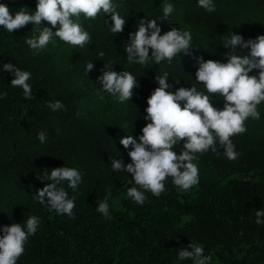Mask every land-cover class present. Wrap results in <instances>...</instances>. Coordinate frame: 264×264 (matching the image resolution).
I'll return each mask as SVG.
<instances>
[{"label": "trees", "instance_id": "1", "mask_svg": "<svg viewBox=\"0 0 264 264\" xmlns=\"http://www.w3.org/2000/svg\"><path fill=\"white\" fill-rule=\"evenodd\" d=\"M0 2L13 13L20 7L36 8V0ZM171 2L175 4L172 23L192 31L193 46L201 48L193 51L206 59H224L221 43L229 30L245 37L264 32V0H215L214 12L205 11L196 0ZM119 3L121 15L129 16L124 32L114 36L102 15L96 19L82 16L91 34L90 44L83 48L57 37L45 50L34 52L25 43L32 34L31 23L12 33L0 26V65L11 62L32 73L33 97L29 100L21 88L10 84L11 74L0 71V224L19 222L33 213L41 218L17 264H177V247L190 241L205 247L212 264H264V226L255 223L257 208L264 207V104L261 119L249 118L247 131L232 137L239 158L229 161L211 151L201 154L200 180L190 190L178 192L167 180V191L159 197L147 193L144 205L132 202L122 191L121 185L131 183V177L113 172L109 157L122 154L126 162L130 160L118 137L133 130L139 133L145 123L139 113L157 86L155 75L167 71L170 81L181 79V84L188 85L196 81L189 56L177 55L171 64L128 63L121 36L126 38L137 17L161 16L162 3ZM161 26L162 31L170 27L166 21ZM100 50L105 52L104 60L116 62L117 70L122 67L137 77L131 100L118 103L107 93L101 99L95 80L104 63L97 55ZM88 60L95 64L89 75L83 71ZM54 99L65 107L56 111L47 107L46 101ZM212 102L223 106L219 97ZM41 130L48 134L44 144L37 139ZM64 164L77 167L83 176L75 193L65 183L69 194L76 195L71 218L33 199L47 182L37 174ZM105 196L111 219L95 210ZM179 264H191V260Z\"/></svg>", "mask_w": 264, "mask_h": 264}, {"label": "clouds", "instance_id": "2", "mask_svg": "<svg viewBox=\"0 0 264 264\" xmlns=\"http://www.w3.org/2000/svg\"><path fill=\"white\" fill-rule=\"evenodd\" d=\"M161 3V16L137 17L126 38L121 36L127 61L129 64L152 62L159 65L162 61L171 64L177 55L189 56L195 67V78L191 74L196 83L181 84V79L170 81L167 71L155 75L157 86L146 97L144 112L139 113L145 123L139 133L134 134L133 130L132 134L118 137L130 160L126 162L122 154L110 155V167L113 172L131 177V183L125 181L121 189L138 205L146 203L149 192L155 197L166 192L167 180L178 192H186L197 185L201 154L211 151L222 154L229 161L237 160L240 153L232 137L247 131L245 121L249 118L261 119L260 106L264 104V32L245 37L239 31L229 30L221 43L225 51L220 55L224 59H206L193 51L201 48L193 46L192 31L172 23L175 4L171 0H161ZM196 3L207 12L215 11V0H196ZM119 8V0H36L34 11L20 7L13 13L6 3L0 2V26L12 33L31 23L32 34L26 36L25 43L34 52L45 50L57 37L83 48L90 44L91 34L81 17L96 19L98 14L102 15L108 30L115 36L124 32L129 17L121 15ZM42 21L49 22L50 26ZM165 21L170 27L162 31L161 22ZM97 55L103 59L105 52L100 50ZM103 61L95 79L100 85L101 99L107 93L118 103L131 100L134 87L138 86L137 77L122 67L117 70L114 60ZM94 69V60L85 62L83 71L86 74ZM0 71L9 72L10 84L21 88L24 97L32 99L29 70L5 62L0 65ZM199 84L203 85L202 89L198 88ZM212 94L221 98L222 107L214 106ZM46 104L53 111L65 107L59 99L46 101ZM47 138L46 130L37 133L41 144ZM37 178L47 182L35 191L33 199L57 215L74 217L76 195L69 194L65 183L75 193L82 183V172L64 164L42 169ZM95 210L111 219L107 196L98 201ZM255 217V223L264 226V207L257 208ZM40 223L41 218L33 213L19 222L0 224V264H17ZM176 260L177 264L186 260H191V264H212L213 257L206 253L201 243L190 241L177 247Z\"/></svg>", "mask_w": 264, "mask_h": 264}]
</instances>
